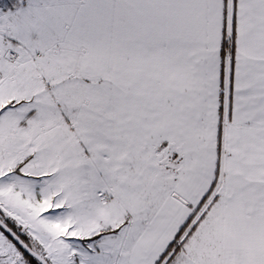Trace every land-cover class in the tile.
<instances>
[{
	"label": "snow or ice",
	"instance_id": "1",
	"mask_svg": "<svg viewBox=\"0 0 264 264\" xmlns=\"http://www.w3.org/2000/svg\"><path fill=\"white\" fill-rule=\"evenodd\" d=\"M0 264H264V0H0Z\"/></svg>",
	"mask_w": 264,
	"mask_h": 264
}]
</instances>
